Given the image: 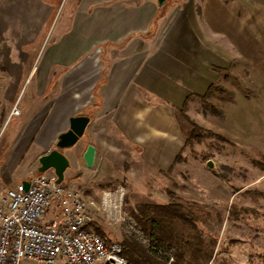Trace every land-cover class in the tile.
<instances>
[{"label": "rangeland", "instance_id": "374dc122", "mask_svg": "<svg viewBox=\"0 0 264 264\" xmlns=\"http://www.w3.org/2000/svg\"><path fill=\"white\" fill-rule=\"evenodd\" d=\"M45 1L54 16L32 43L36 48L25 49L27 63L20 64L15 49L3 50L0 57V186L11 187L12 182L1 183L15 181L18 170L30 177L41 174L37 157L55 147L56 142L47 141L59 124L50 122L45 129V107L42 112L41 108L47 100L56 99L62 76L67 79V72L86 55L93 60L96 52V59L100 58L96 65L87 61L81 65L84 76L102 77L95 89L99 90L97 105L104 103L110 76H135L143 60L154 63L159 56L168 60L167 55L174 56L178 60H170L167 70L171 72L176 64L175 68L186 70L191 78L183 103L167 105L172 109L167 113L172 124L166 132L176 134L179 150L169 169H157L140 157L114 169V184L124 188L123 207L129 213L144 202L176 201L195 207L205 218L200 226L202 247L212 254L208 264H264V0H224L228 10L222 13L215 6L221 0H211L202 9L201 0H166L163 5L157 0ZM113 1L136 7L144 4L149 25L142 37H136L143 42H130L133 48L138 45L136 57L130 55L131 44L115 48V35L107 39V18L113 8L119 24L130 18L128 13L122 16L123 10ZM107 3L111 4L103 17L90 20V25L81 24V14L93 13L98 5ZM27 6L26 2L24 6L10 3L0 8L7 9L4 20L16 19L26 28L37 13L32 5ZM36 18L34 22L39 21ZM111 26L117 25L113 21ZM196 43L213 47V60L197 54ZM222 48L228 55L223 56ZM78 71L70 76H81ZM184 72L175 71L173 76ZM75 89L72 91H81ZM206 93V100L200 99ZM193 123L201 127L200 136L187 144ZM81 142L84 138L69 150L73 158L79 154ZM12 170H17L14 176ZM65 181L61 184L70 185ZM95 219L104 226L105 236L119 241L128 233L101 214H95Z\"/></svg>", "mask_w": 264, "mask_h": 264}, {"label": "crops", "instance_id": "0c3cea01", "mask_svg": "<svg viewBox=\"0 0 264 264\" xmlns=\"http://www.w3.org/2000/svg\"><path fill=\"white\" fill-rule=\"evenodd\" d=\"M34 1H37V3H34ZM201 1L202 9L208 7L207 4L211 0ZM24 2L28 4L26 8L32 5L34 11H37L33 17H30L33 19L29 21V25L26 28H23L21 24L23 22H19L16 19V22L13 21V18L12 20L9 19V22L4 20L5 11H7L4 8L9 7L10 3L24 6ZM113 2L114 5L116 3L120 5L119 7L123 10L122 16L128 13L130 18L128 20L125 19L122 24H119L117 22V9L113 8V11L107 18L109 21L106 27L110 35L107 39L115 35L114 40L117 41V43L113 44L115 48L117 46L121 47L125 43L128 45L131 44L130 48H132V53L130 55L136 57L135 55L139 53L136 48L143 42L142 39L141 41H137L136 37L139 35L142 37L145 29L149 25L148 17L145 16L144 4H137L138 6L136 7V5L128 6L121 1ZM108 3L98 5L102 10L96 7L93 13L81 14L83 18L81 24L83 25L87 22V25H90V20L93 19L94 21V18L103 17L104 13L110 7L108 5L111 3ZM106 5L108 8H106ZM215 6L221 10V13L228 10V6L224 3V0H221V4H215ZM0 7H4L2 9L0 8V57L4 54L3 50L15 49V54L18 55L17 58L20 59V64H25L28 58V53L25 52V49L36 48L32 47V43L37 39L39 34L44 33L46 30L48 18L52 22L54 16L52 8L45 0H0ZM133 9L136 11H132ZM143 9L144 12H142ZM13 10L14 8H11V11ZM35 17L39 19L38 22H34ZM86 18L91 19L87 21ZM98 19L100 20V18ZM113 21L117 26H111ZM131 30H136V32L129 36L128 33ZM87 31L86 28V33ZM122 40L125 41L121 42ZM134 41L137 44L140 42V44H136L133 48V43L130 42ZM212 48L201 43L195 44V52L197 54H204V59L206 60L208 58L210 59V57L213 60L214 51ZM222 50L223 56L228 55L225 52L226 50L224 51V48ZM190 51L192 52L193 50L191 49ZM191 52L190 57L192 56ZM92 55H94L93 60L89 55H86L84 57L85 59L79 62L77 67L69 70L67 72V79L66 76H62V83L60 84L62 87L56 99L53 97L47 100L41 108V112L45 107V129L48 128L50 122L54 123V121H57L59 123L56 126V134L53 135V132L49 136L47 141L49 143L52 141L56 142L58 135L68 129L69 118L71 116L86 115L89 117L84 142H81V148L76 158L74 157V159L71 156L69 153L70 149L64 150L65 154L70 158V161H73L72 167L65 173V182L77 189L83 190L87 199L96 200L100 198L103 190L116 188L114 182L117 176L114 173V169L119 168V166H124V164L126 165L129 160H136L140 157L157 169L165 170L171 167L175 159L176 151L179 150L178 145L181 143L176 134H168L166 132V128L172 124L167 120V113L171 112L169 111L171 108L167 105L178 106L183 103L190 91L189 86L191 85L188 81H191V78H187L188 73H186V70L184 72L182 70L179 71L180 68H175L176 64L172 66L174 71L170 70L173 73L167 70L168 66L171 65L169 63L170 60H178L174 56L167 55L170 57L169 60L164 58L166 56H159L163 60L157 57V61L154 60L156 61L154 63L150 59H146L142 63L140 62L142 65H140L135 76H127L128 74H125V76H110V82L105 84L103 95L105 99L104 103L103 105H97L95 102L97 91L99 90L95 91V89L102 77L84 76L85 71L83 72V67L81 68L83 63L88 62L89 64L96 65L95 62L100 61V58L96 59V56L98 57L96 52ZM186 55L188 56L189 52ZM17 58H14V60ZM8 62L6 63L7 65ZM162 65L165 66V69ZM77 68H79L77 74H81V76H70V74H75ZM175 71L178 74L181 72H184V74L180 77L179 75L175 77L173 76L175 75ZM75 88L77 90L81 88V91L73 92L72 89ZM154 98H157V100ZM54 114H57V116ZM88 144H93L96 150L94 163L91 167L86 165L83 158V152ZM48 151L41 153L39 156ZM22 152L17 153L21 154ZM15 171L17 170H12L13 173L11 176H14ZM18 171L15 173V181L13 179H7L5 181L6 183L3 182L1 185L12 182V187L19 182L27 181L29 175L27 176L25 172V174H20V171ZM49 171L51 173L53 172L52 170ZM0 187L7 188L8 186Z\"/></svg>", "mask_w": 264, "mask_h": 264}, {"label": "built area", "instance_id": "2783aa9c", "mask_svg": "<svg viewBox=\"0 0 264 264\" xmlns=\"http://www.w3.org/2000/svg\"><path fill=\"white\" fill-rule=\"evenodd\" d=\"M27 181L0 189V264H133L118 240L89 229L95 214L151 246L123 207L122 186L89 200L83 190L57 183L53 172Z\"/></svg>", "mask_w": 264, "mask_h": 264}, {"label": "trees", "instance_id": "16d2710c", "mask_svg": "<svg viewBox=\"0 0 264 264\" xmlns=\"http://www.w3.org/2000/svg\"><path fill=\"white\" fill-rule=\"evenodd\" d=\"M207 96L206 93L200 99L206 100ZM200 128L193 125L187 144L200 136ZM129 211L151 243V246L145 245L134 235L123 233L119 240L122 255L133 264H168L169 254L174 257V264H208L211 260L212 254L202 247L200 221L205 218L195 207L176 201L144 202ZM89 229L105 236V228L98 219Z\"/></svg>", "mask_w": 264, "mask_h": 264}, {"label": "water", "instance_id": "95a60500", "mask_svg": "<svg viewBox=\"0 0 264 264\" xmlns=\"http://www.w3.org/2000/svg\"><path fill=\"white\" fill-rule=\"evenodd\" d=\"M159 5H163L166 0H157ZM89 123L86 115H75L69 118V127L58 135L55 147L39 156L37 170L40 173L52 170L56 175V182L62 183L65 180L66 170L71 166L70 158L65 154V149L74 148L85 136V130ZM95 146L88 144L83 152V158L88 167H91L95 158ZM212 166V162H208ZM27 186L28 181H24Z\"/></svg>", "mask_w": 264, "mask_h": 264}]
</instances>
